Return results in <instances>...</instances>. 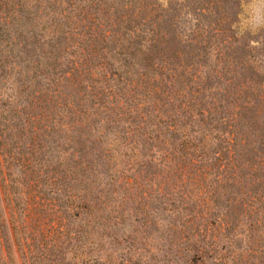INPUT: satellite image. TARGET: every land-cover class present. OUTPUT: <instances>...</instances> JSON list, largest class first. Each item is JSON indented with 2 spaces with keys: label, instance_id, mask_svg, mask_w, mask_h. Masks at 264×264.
Masks as SVG:
<instances>
[{
  "label": "trees",
  "instance_id": "16d2710c",
  "mask_svg": "<svg viewBox=\"0 0 264 264\" xmlns=\"http://www.w3.org/2000/svg\"><path fill=\"white\" fill-rule=\"evenodd\" d=\"M27 1L0 0V186L6 209L18 210L13 230L0 212V264H14L13 247L24 264H74L69 254L89 247L105 220H125L118 210L125 196L113 207L116 214L103 212L114 194L131 193L144 178L155 192L164 191L163 210L190 212L189 231H197L206 205L205 174L214 175L212 208L220 199L215 182L224 177L225 195L249 183L257 195L249 203H262L264 123L256 120L261 101L254 84L237 89L231 79H203L194 68L179 72L184 64L171 67L163 58L156 67L152 58L163 36L130 16L120 29L98 30L94 20L82 22L87 6L73 15L72 0L68 6L35 0L34 9ZM179 51L174 55L181 58ZM188 84L190 98H178L177 112L164 97ZM228 106L236 112L228 114ZM242 128L255 131L256 142ZM15 168L30 176L18 178ZM58 191L67 198L60 201ZM68 217L76 224L65 244L67 231L54 221ZM186 238L188 260L201 263L208 257L204 246Z\"/></svg>",
  "mask_w": 264,
  "mask_h": 264
},
{
  "label": "rangeland",
  "instance_id": "374dc122",
  "mask_svg": "<svg viewBox=\"0 0 264 264\" xmlns=\"http://www.w3.org/2000/svg\"><path fill=\"white\" fill-rule=\"evenodd\" d=\"M17 1L15 0L16 3ZM34 2L35 0H30L31 9L35 7ZM72 3L73 15L80 13L77 7L89 8L88 18L82 22L94 20V26L98 30L106 29L107 25L120 29L127 23L124 20L129 16L135 25L142 24V28L146 29L145 24H148L158 36H163L152 58L156 67L158 63L164 64L161 60L163 58L168 63L171 62V67L178 62L184 64V67L175 69L179 72L183 68H194L195 74L202 75L203 79L210 77L224 82L231 79L238 83L237 89L241 87L240 83L254 84V91L260 95L261 101L256 120L260 124L264 123V85H255L256 82L264 83V0H72ZM64 6H68V0H65ZM115 37H120L118 31ZM131 38L135 39L134 36ZM172 39L171 43L166 42ZM175 51L182 52V57H176ZM197 53L201 57H189ZM199 58L202 59V64L196 65V59ZM194 60L193 65L198 69L190 66ZM227 61H230L229 65ZM143 70L150 77L160 80L153 71ZM189 87L190 84L182 89L178 87L177 90L170 91L169 97H164L175 104L177 112H180L176 105L178 98H190L187 93ZM228 112L234 114L236 110L228 106ZM245 135L253 142L258 139L255 131L245 129ZM262 166L264 171V163ZM14 170L18 178L30 176H24L19 168ZM217 175L222 177L224 174ZM203 178L202 190L206 205L200 213L197 231H189L187 228L191 224L187 221L191 216L190 212L163 210L166 205L161 203V198L165 200L164 191L155 192L147 183L149 178H144L140 188L129 194L120 190L114 194L117 200L112 201L113 206L103 208L105 216L116 214L118 211H113V207L125 196L128 201L118 209L124 214L125 220L117 225L111 219L105 220V223L103 221L104 226L92 234V244L81 251L83 253H70V261L74 264H191L187 249L192 245L186 238L190 236L191 239L199 240L205 253H208V257L198 264H264V194L262 203L256 206L249 203V200L257 197L251 188L253 184L243 183V187L235 195H225L222 185L227 180L224 177L215 182L220 199L212 208L208 201L212 194L208 184L213 181L214 175L205 174ZM161 179L159 176L152 183ZM55 195L61 197L60 201L67 198V195L59 191ZM5 197L0 186V212L12 229L10 221L17 219L18 210L13 214L11 208L6 209ZM212 220H215L214 225H211ZM54 223L59 230L64 228V232L67 231L63 236L65 244L72 242L70 238L76 224L74 219L68 217L66 221ZM192 228L195 229V224ZM10 233L13 236V231ZM13 256L14 264H24L23 257L15 247Z\"/></svg>",
  "mask_w": 264,
  "mask_h": 264
}]
</instances>
